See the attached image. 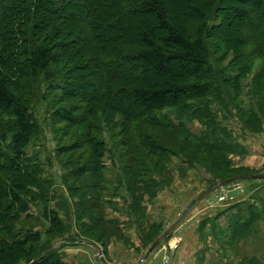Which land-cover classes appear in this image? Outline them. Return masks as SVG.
I'll use <instances>...</instances> for the list:
<instances>
[{"label":"trees","instance_id":"obj_1","mask_svg":"<svg viewBox=\"0 0 264 264\" xmlns=\"http://www.w3.org/2000/svg\"><path fill=\"white\" fill-rule=\"evenodd\" d=\"M99 1L110 9L116 6L125 15L123 18L139 23L135 34L124 29V47L129 49L122 47V55L115 51L112 57L93 60L97 77L106 76L107 71H113L109 74L114 76L121 75L124 70H112L114 65L128 69V81L139 82L146 75L162 78L172 73L157 84H137L122 91L115 87L113 93L107 89L96 91L88 85L81 88L73 77L57 86L68 98L78 97L85 104H91L96 98L107 99L110 105L118 104L115 106L118 113L129 122L123 126L118 148L123 153L120 160L123 156L131 157L124 167L130 173L124 174L114 188V196L124 201L127 221L108 215L110 202L102 198L106 190L103 185L109 184L102 174L104 155L94 141H89L88 137H73L69 144L59 149L65 155L94 145L88 160L63 177L64 182L74 178L85 179L87 184L73 212L69 208L64 210L65 217L75 218L77 228L67 240L96 243L106 254L113 239L132 245L126 231L130 224L138 231L148 251L164 230L157 233V224L151 222L145 203L153 201L174 183L177 169L179 173L183 168L182 178L190 170L205 172L208 176L206 189L238 176L256 174L249 167L235 164L233 157L244 158L249 151L228 123L236 121L246 135H259L263 131L264 0H198L204 7L211 8L209 12H198L193 4L179 26L172 22L166 0ZM72 2L0 0V258L7 259L0 264H30L51 247L49 242L39 243L38 234H35L38 239L33 238L35 240L28 246L29 231L19 230L16 224L28 214L29 204L35 200L34 196L28 197V188L36 186L42 191L38 198L44 200L48 199L44 187L52 185L51 180L44 181L43 185V170L37 161L32 162L27 152L38 131L31 110L33 96L28 86L31 87L30 80L46 82L53 76L51 71L55 66L69 65L68 59L66 62L60 60L63 50L82 46L77 36L79 27L68 28L64 23L72 15L68 13ZM226 3H233L235 7L228 12L224 9ZM79 18L85 26H95L87 15ZM96 23L103 24L102 20ZM226 26L238 28L235 38L229 39L221 33ZM232 39L235 44L229 47L234 53L231 62L234 66L237 64L235 69L246 71L218 70L216 55L226 51ZM73 56L69 57L73 66L66 68L71 74L79 70ZM178 78L182 81L178 82ZM121 100L125 101L122 105L125 108ZM110 105L106 107L113 110ZM85 111L76 105L62 107L54 117L58 124L74 129L88 124ZM196 123L199 131L194 129ZM132 134L137 135L140 143H134ZM174 160L179 168L173 166ZM241 182L250 185L248 192L259 206L241 201L200 224L202 231L210 226L223 258L225 247H232L239 238L258 234V228L253 225L264 221V198L258 187L264 180ZM67 189L78 194L76 188ZM94 191L102 196L92 194ZM121 191L123 193L119 194ZM234 208L236 212L228 216L227 210ZM223 216H226L227 227L220 229L217 221ZM46 218L60 236L67 233V225L55 213L53 216L48 213ZM21 233L23 239L18 238ZM31 264H66V261L61 251L54 250ZM231 264H264V259L244 256Z\"/></svg>","mask_w":264,"mask_h":264},{"label":"rangeland","instance_id":"obj_2","mask_svg":"<svg viewBox=\"0 0 264 264\" xmlns=\"http://www.w3.org/2000/svg\"><path fill=\"white\" fill-rule=\"evenodd\" d=\"M168 3V8L170 10V17L172 19V22L179 26L182 17H185L187 14H189V6L195 4L198 9V12H209L211 9L210 7L200 4L198 0H166ZM244 5H249L246 3H242ZM114 6V5H113ZM235 7L233 3H226L224 6V9L228 12ZM70 12V19L65 21L66 27L70 28V26L79 27V34H77L79 41L81 42L82 46L79 49H76V47L69 46L61 53L60 60L63 62H66L65 60L68 59V64H59L55 66L54 71H51L52 75L50 79H48L46 82H37L35 80H30L31 87L28 89L32 93L33 98H31V110L34 115V118L36 119L38 123V131L36 135L33 137L32 142L30 143L27 152L29 157L33 160L32 162L35 163L36 161L39 163L41 169L43 170V176L42 178L44 180H41L43 185H45L44 181L51 180L52 181V187L51 186H45L44 188L47 189V198H44V200H40L38 198V195L42 193L36 186H31L28 188V197H35L34 201L30 202V210L28 214H24L22 216V220L16 224L17 228L19 230L23 229L25 231H29L30 236V244L31 241L35 240L33 238L38 239V237L35 234L40 235L41 241L39 243L44 244L45 242H49L52 246H56L55 250L61 251V253L64 255L66 264H73L72 259L70 258V252L75 246H78L80 244V241L77 242H68V237H73V235L77 232L75 218L74 217H65V212L67 208L72 209L74 208V204L77 203L80 200V196L82 195L83 191H85V187L87 186L85 179H74L70 178L69 181L64 182L63 177L65 174H67L70 170L74 169L75 167L79 165H83L88 158L91 156L92 152L94 151V145L85 146L82 150L69 153V154H61L59 152V149L67 144H69L73 137L75 139H79L82 137H88L89 141L90 139L94 141V144L99 150H102L103 152V165L104 170H102V174L106 178V180L109 182V184H104L103 187L106 188V190L103 192V196L98 192H92V194L101 195L103 198V201H109L110 204L107 206L109 208L108 215L109 217L114 218H120L125 217V211H124V201L120 198V196H114L116 193V190L114 189L116 185H119L120 179L123 177L124 174L130 173L126 170L125 165L128 163L129 159L131 157L123 156L122 160L119 159L120 154L123 155L122 151L118 148L119 141L122 139V130L123 126H126V122L124 120V117L121 116L118 113V108H115V106L118 107V104H109L107 99H100L96 98L95 101H93L91 104L83 102L78 97H67L64 92H61L60 89H58V85H62L70 81V78L73 77L75 79L76 84H79L81 88L88 85L89 87H92L94 90L99 91H107L110 92L113 91V89L116 87L122 91L123 89H126L128 87H132L133 85L142 84V85H150V84H157L160 81L168 78L172 72H168L167 77L157 78L153 76L146 75L144 80L142 81H136L131 80L128 81L127 78L129 76L128 69L124 68L120 65H114L111 66L112 70H115L118 68V70L123 69L121 75L114 76L112 74L113 71H107L108 73L104 77H97L94 71V65L95 62L93 60L98 59L99 57L104 60L107 59L108 55L112 57V53H120L122 55V47L125 49H129L124 47L126 45V39L124 38L123 31L124 29L130 30V34H135V30L138 28V21L133 20L131 18H123L125 15L120 12V10L114 6V8H108L105 6V3H100L99 0H73L71 7L69 8L68 13ZM87 15V18L90 19V23L92 25L95 24V26L90 28L88 25L85 26L84 23L80 20V16ZM122 16V17H121ZM99 20H102L103 24L99 26L98 23ZM90 25V24H89ZM213 25V24H212ZM212 27V26H210ZM86 28V29H85ZM238 28L235 26H226L223 30H221V33H225L229 39L235 38V36L238 32ZM84 31V34L81 35ZM86 31V32H85ZM218 32H216L217 34ZM81 35V36H79ZM233 44H235V40L232 39L229 46H227V50L222 52L220 51L216 57L218 56V70L219 71H246V70H237L234 66V63L231 62L233 59L234 53L232 50L229 49V47H233ZM215 45V44H213ZM111 53V54H110ZM71 55H74L73 58L76 60V64L79 65L78 71H68L67 69H70L71 66H73L72 62H70ZM258 63V62H257ZM75 64V65H76ZM67 68V69H66ZM108 69V68H107ZM251 78V77H250ZM45 80V79H44ZM178 82L182 81L181 78L176 79ZM251 82V79H249ZM23 82V81H22ZM248 82V80L246 81ZM248 82V83H249ZM22 84V83H21ZM91 89V90H92ZM107 89V90H106ZM115 92V91H114ZM113 93V92H112ZM120 93V92H119ZM128 100V99H127ZM127 102V101H126ZM121 106L125 105V101L121 100ZM80 106L84 110H86L84 113L86 117L88 118V124L84 127L74 128L71 129L65 124H58V122L55 120L54 113L62 108V107H72V106ZM108 105L110 107L112 106L114 109L110 110L108 109ZM107 106V107H106ZM126 106H122V108H125ZM90 110V111H89ZM110 110V111H109ZM130 116H132L131 113H129ZM110 118H114V121H110ZM123 124V125H121ZM228 125L233 129L235 132L237 138H239L245 145H247V148L251 146L252 136L246 135L244 132L241 131L239 124L236 121H231L228 123ZM195 130L199 131L200 127L196 123ZM262 132L264 133V123L262 127ZM134 135V134H132ZM161 136V134H159ZM134 143L138 144L140 141L137 138V135L133 136ZM162 137V136H161ZM163 140L166 142H170L167 137H163ZM98 145V146H97ZM137 149L141 152L139 149V146ZM120 160V161H118ZM236 160V158H235ZM241 163V162H240ZM173 166L177 167V160H174ZM179 168V166H178ZM178 169L175 171L174 174V180L178 178H182L180 174L183 171V168L179 170V173L177 172ZM193 175L195 176V179L200 182V185L204 188V191L207 190L206 187L208 176L203 171L199 170H190ZM188 171V172H190ZM256 174L264 173V171H255ZM188 174V173H186ZM185 174V175H186ZM184 178V177H183ZM246 186V194L241 197L242 200H244V203H251L255 204L256 200H253L251 197L252 195L249 194L248 189L250 185L248 183H245ZM68 187L76 188L78 191V194H73L72 192H68ZM171 187V186H170ZM168 187V188H170ZM252 187V186H251ZM258 187L261 191L260 195L262 198H264V183L258 184ZM165 188V189H168ZM164 190V189H163ZM203 191V192H204ZM201 192V193H203ZM89 193V192H88ZM123 193L122 191L119 192ZM200 193V194H201ZM160 194V193H159ZM158 194V196H159ZM122 195V194H121ZM124 195V194H123ZM126 196V195H125ZM199 196V195H198ZM128 198V196H126ZM156 199V198H155ZM155 199L153 201H155ZM146 202L145 205L147 206L148 213L149 212V206L153 203ZM232 205V204H231ZM226 205L223 207H209L208 209L215 210V215L210 218L213 219L217 214L221 213L222 211L226 210L231 206ZM256 205L259 206L258 203ZM78 207H76L77 209ZM186 209V207H185ZM237 208H234L232 210H227L228 216L231 215V213L236 212ZM123 214L121 215V213ZM183 212V211H182ZM49 213V215L54 213L56 216H59L60 219L67 225L68 231L67 233L64 232L63 236H60L57 232L52 229L50 226V223L47 221L46 215ZM181 216V214H180ZM179 218V217H178ZM127 221V220H126ZM176 220H174L168 227L162 223V218L160 216H157L155 219L151 218V222L157 224L158 230L157 233H160V231L163 232L166 229H168L173 223H175ZM229 221V220H228ZM216 222H214L215 224ZM128 224V223H127ZM130 226V224H128ZM159 225L162 227L160 229ZM128 226V227H129ZM127 227V228H128ZM217 227L220 229L227 227V219L226 216H223L220 220L217 221ZM254 228H258L259 233L255 235H251L247 238H239L232 247H225L224 251L225 258H223L221 252H220V246L215 241L214 237H211L212 230H209V234L205 232V235L203 236L206 240L204 242L203 247V257H202V263L201 264H231L232 262H236L239 260V258H242L244 256H255L259 259H264V221H258L253 225ZM126 228V231H127ZM208 229H210V226H208ZM137 232L138 238L141 240L140 235ZM164 233V232H163ZM211 237V239L209 238ZM18 238L23 239L24 235L21 233ZM208 239V240H207ZM114 240V239H113ZM181 241L180 235L177 233V229L171 234L169 238H167L158 248L162 249L168 241H171L172 243H177V241ZM85 241V240H81ZM119 241V240H118ZM210 241V243H208ZM120 242H123L126 244L123 240ZM141 243L143 245V242L141 240ZM133 244V243H132ZM179 247L174 250L172 253L175 254L176 251L180 248V243L178 245ZM144 247V245H143ZM49 249V248H48ZM144 249L147 250V248L144 247ZM169 247H167V250ZM156 250V251H157ZM166 250V251H167ZM153 254V253H152ZM166 255V253H165ZM172 255L170 256V261L172 258ZM12 258L11 256H9ZM97 264H102L99 257L96 258ZM7 259L0 258V262H5ZM89 264H92L91 261ZM165 262V259H164ZM166 264V263H165ZM170 264V263H169Z\"/></svg>","mask_w":264,"mask_h":264},{"label":"crops","instance_id":"obj_3","mask_svg":"<svg viewBox=\"0 0 264 264\" xmlns=\"http://www.w3.org/2000/svg\"><path fill=\"white\" fill-rule=\"evenodd\" d=\"M251 141L253 143L248 149V155L244 158L233 157V160L237 166H246L255 171H264V133L252 136ZM203 191L204 188L195 179L193 173L188 172L184 178L175 179L170 188L162 190L155 201L148 205L151 218L155 219L160 216L162 223L168 227L180 217V214ZM214 212L216 211L208 209L206 198L189 211L177 228L182 243H180V248L176 253L172 255L170 264L202 263L204 254H202V250L206 240L203 236L205 232L209 234L211 229H208L207 226L202 231L200 230V224L204 219L212 218L215 215ZM122 220L126 221L128 217H122ZM127 233L133 244L127 246L116 239L112 240L107 247V253L103 254L102 250V257L100 258L102 264H165L164 256L167 247L174 243L168 241L162 249H158L148 258H145L147 250L144 249L141 240L138 238L135 227L129 226ZM211 237L209 238L211 239ZM97 257V252L93 247L81 242L70 252V258L72 261L74 260L73 264H89V260L92 264H97Z\"/></svg>","mask_w":264,"mask_h":264},{"label":"water","instance_id":"obj_4","mask_svg":"<svg viewBox=\"0 0 264 264\" xmlns=\"http://www.w3.org/2000/svg\"><path fill=\"white\" fill-rule=\"evenodd\" d=\"M264 180V173H259V174H248V175H242V176H238L235 178H232L228 181H225L223 183L217 184L215 186L210 187L209 189L205 190L203 193H201L198 197H196L192 203L187 207V209L181 214V216L177 219V221H175V223H173L168 229H166L164 231V233H162L156 240L155 242L151 245V247L149 248V250L147 251L145 258H148L152 253H154L157 248L167 239L171 236V234L180 226L181 222L183 221V219L187 216V214L189 213V211L200 201H202L203 199H205L208 195H210L211 193H213L215 190H217L219 187L233 183V182H237V181H245V180ZM83 244H87L91 247H93L96 252H97V256L99 258L102 257V248L97 245L96 243L93 242H88V241H80ZM56 249V246H52L49 249L45 250L43 253H41L38 257H36L31 263L42 259L44 256H46L47 254H49L50 252L54 251ZM30 263V264H31ZM105 264V263H104Z\"/></svg>","mask_w":264,"mask_h":264},{"label":"built area","instance_id":"obj_5","mask_svg":"<svg viewBox=\"0 0 264 264\" xmlns=\"http://www.w3.org/2000/svg\"><path fill=\"white\" fill-rule=\"evenodd\" d=\"M246 194V186L243 182H234L225 186L220 187L215 192H213L209 197H207V205L209 207H223L226 205H231L242 201V198ZM181 241H177L173 245L169 246L164 256L165 263H170V256L177 249Z\"/></svg>","mask_w":264,"mask_h":264}]
</instances>
